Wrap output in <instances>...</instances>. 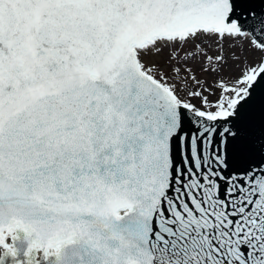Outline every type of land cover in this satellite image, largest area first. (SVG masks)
I'll return each instance as SVG.
<instances>
[{
	"label": "snow or ice",
	"instance_id": "1",
	"mask_svg": "<svg viewBox=\"0 0 264 264\" xmlns=\"http://www.w3.org/2000/svg\"><path fill=\"white\" fill-rule=\"evenodd\" d=\"M0 264H264V0H0Z\"/></svg>",
	"mask_w": 264,
	"mask_h": 264
}]
</instances>
